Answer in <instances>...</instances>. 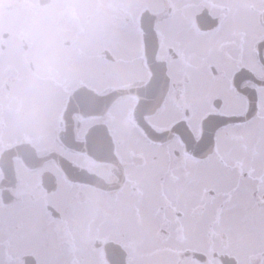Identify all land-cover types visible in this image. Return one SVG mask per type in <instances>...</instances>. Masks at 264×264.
Segmentation results:
<instances>
[{
    "label": "flooded vegetation",
    "instance_id": "obj_1",
    "mask_svg": "<svg viewBox=\"0 0 264 264\" xmlns=\"http://www.w3.org/2000/svg\"><path fill=\"white\" fill-rule=\"evenodd\" d=\"M127 1L14 4L0 264H264V0Z\"/></svg>",
    "mask_w": 264,
    "mask_h": 264
},
{
    "label": "rangeland",
    "instance_id": "obj_2",
    "mask_svg": "<svg viewBox=\"0 0 264 264\" xmlns=\"http://www.w3.org/2000/svg\"><path fill=\"white\" fill-rule=\"evenodd\" d=\"M128 4V1L125 0ZM16 0H3L2 5L0 6V34L7 30H18L19 27L25 26L27 23L31 22L34 26L32 27H38V31L40 32L42 38H48L51 33H49L48 28L50 25H48L47 28L42 27L43 24H39L40 26H36L34 24V19L29 17L27 13H23L20 8L15 7ZM88 7V6H87ZM19 9V10H17ZM23 13V14H22ZM22 14V16H21ZM102 17L98 19L99 27L96 29L94 26L92 29V35L97 36V34H100V31H98L102 27ZM31 28V27H30ZM119 37L115 33H109L104 35V37ZM53 37V36H51ZM86 78V74H84L82 71H77L75 73L71 74V82L79 81Z\"/></svg>",
    "mask_w": 264,
    "mask_h": 264
}]
</instances>
